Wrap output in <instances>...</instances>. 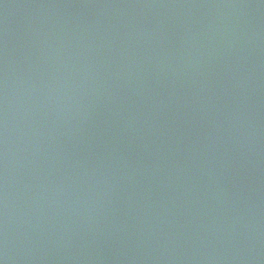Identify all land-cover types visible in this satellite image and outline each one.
<instances>
[{
    "label": "water",
    "instance_id": "1",
    "mask_svg": "<svg viewBox=\"0 0 264 264\" xmlns=\"http://www.w3.org/2000/svg\"><path fill=\"white\" fill-rule=\"evenodd\" d=\"M4 264H264V0H0Z\"/></svg>",
    "mask_w": 264,
    "mask_h": 264
},
{
    "label": "clouds",
    "instance_id": "2",
    "mask_svg": "<svg viewBox=\"0 0 264 264\" xmlns=\"http://www.w3.org/2000/svg\"><path fill=\"white\" fill-rule=\"evenodd\" d=\"M0 264H4V260L3 259H0Z\"/></svg>",
    "mask_w": 264,
    "mask_h": 264
}]
</instances>
